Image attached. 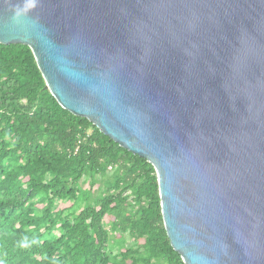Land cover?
Returning <instances> with one entry per match:
<instances>
[{
    "label": "water",
    "instance_id": "1",
    "mask_svg": "<svg viewBox=\"0 0 264 264\" xmlns=\"http://www.w3.org/2000/svg\"><path fill=\"white\" fill-rule=\"evenodd\" d=\"M0 44L155 168L184 264H264V0H0Z\"/></svg>",
    "mask_w": 264,
    "mask_h": 264
},
{
    "label": "trees",
    "instance_id": "2",
    "mask_svg": "<svg viewBox=\"0 0 264 264\" xmlns=\"http://www.w3.org/2000/svg\"><path fill=\"white\" fill-rule=\"evenodd\" d=\"M0 264H184L155 168L64 110L24 45L0 44Z\"/></svg>",
    "mask_w": 264,
    "mask_h": 264
},
{
    "label": "rangeland",
    "instance_id": "3",
    "mask_svg": "<svg viewBox=\"0 0 264 264\" xmlns=\"http://www.w3.org/2000/svg\"><path fill=\"white\" fill-rule=\"evenodd\" d=\"M114 170L109 168L108 172H106V176L102 177V176H97L96 179L98 181V186H100V191L103 190V181L106 178H111L114 175ZM86 180V179H85ZM83 186L85 188L88 189L89 184L87 183V181H85L83 183ZM98 186L96 187V194L99 193L98 192ZM85 204H82L81 208L84 207ZM124 246L125 248H133L136 247V242L134 240H132L127 234L122 236L120 233H114L113 238H112V248H113V253L114 254H118L121 247Z\"/></svg>",
    "mask_w": 264,
    "mask_h": 264
},
{
    "label": "clouds",
    "instance_id": "4",
    "mask_svg": "<svg viewBox=\"0 0 264 264\" xmlns=\"http://www.w3.org/2000/svg\"><path fill=\"white\" fill-rule=\"evenodd\" d=\"M20 13H17V15H19Z\"/></svg>",
    "mask_w": 264,
    "mask_h": 264
},
{
    "label": "built area",
    "instance_id": "5",
    "mask_svg": "<svg viewBox=\"0 0 264 264\" xmlns=\"http://www.w3.org/2000/svg\"><path fill=\"white\" fill-rule=\"evenodd\" d=\"M111 169H114V168H111Z\"/></svg>",
    "mask_w": 264,
    "mask_h": 264
}]
</instances>
